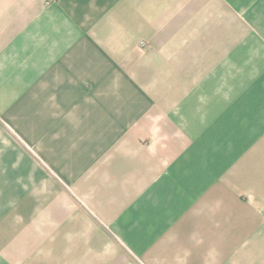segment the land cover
<instances>
[{
  "label": "crops",
  "instance_id": "1",
  "mask_svg": "<svg viewBox=\"0 0 264 264\" xmlns=\"http://www.w3.org/2000/svg\"><path fill=\"white\" fill-rule=\"evenodd\" d=\"M0 201V264H264V0H0Z\"/></svg>",
  "mask_w": 264,
  "mask_h": 264
},
{
  "label": "rangeland",
  "instance_id": "2",
  "mask_svg": "<svg viewBox=\"0 0 264 264\" xmlns=\"http://www.w3.org/2000/svg\"><path fill=\"white\" fill-rule=\"evenodd\" d=\"M237 83H240V82H236V84ZM254 84H255V82H252L251 85H250V88H252ZM241 87H243V86H241ZM246 87H248V86H246ZM32 196H34V194H27V201L34 200ZM76 199H78V198L76 197ZM5 212H7V210L0 209V217H3Z\"/></svg>",
  "mask_w": 264,
  "mask_h": 264
}]
</instances>
